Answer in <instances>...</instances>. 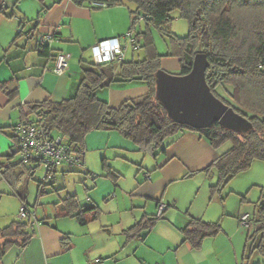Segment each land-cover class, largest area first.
<instances>
[{"label": "crops", "instance_id": "crops-1", "mask_svg": "<svg viewBox=\"0 0 264 264\" xmlns=\"http://www.w3.org/2000/svg\"><path fill=\"white\" fill-rule=\"evenodd\" d=\"M21 2L8 0L5 8L13 3L11 17L21 16L25 20L23 25L12 19L8 21V33H0V163H7L9 156L16 154L14 128L24 120V114L30 113V105L44 100L60 102L73 96L81 81L84 62L94 61L93 46L114 37L122 43L121 37L129 38L132 23L130 8L123 4L92 7L73 0H32L30 4L38 8L37 16L33 17L29 16L28 4ZM2 4L0 22L5 13ZM46 35H54L49 54H43L37 45L38 38ZM58 52L65 53L69 62L62 74L54 71ZM147 91L144 84L114 82L100 89L98 96L112 106H119L127 99L141 98ZM126 142L120 141L119 151L124 156H117L121 157L117 163L106 164V157L102 158V170L88 168L91 142L86 138L84 167L78 170L94 177L92 184L85 187L90 193L83 199L78 191L67 190L65 196L47 202L52 209L49 216L43 217L44 221L30 210L36 219L29 243L24 248L13 246L0 264L264 263V256L256 254L247 263L244 261L248 230L239 228V216L250 210L241 203L228 213L227 206L221 207L225 189L217 196H212L211 187L207 189L217 182V171L205 169L222 149H214L198 132L190 130L168 138L166 148L155 154L141 153L136 145ZM130 151L135 154L130 155ZM76 170L65 165L62 172L78 174ZM0 184L8 193L11 191L1 171ZM69 195L77 197L80 207H98V218L81 224L75 216L68 215L63 200ZM161 204L166 208L158 215ZM156 216L160 217L148 231L131 238L127 235V230L137 223ZM191 217L219 221L221 230L193 248L184 240L183 231ZM64 239L69 242L67 248Z\"/></svg>", "mask_w": 264, "mask_h": 264}, {"label": "trees", "instance_id": "trees-1", "mask_svg": "<svg viewBox=\"0 0 264 264\" xmlns=\"http://www.w3.org/2000/svg\"><path fill=\"white\" fill-rule=\"evenodd\" d=\"M73 1L92 7H97L94 3L127 5L132 16L130 32L135 48L142 46L143 36L147 54L141 59L127 60L123 57L101 63L84 62L81 81L73 96L60 102L44 100L30 105V113L24 114L21 124L26 121L41 122L49 133L56 131L58 135L65 136L82 165L86 135L91 130L119 131L133 140L141 151L152 154L164 150L168 138L188 130L198 132L216 150H221L230 142L231 146L220 152L212 165L205 169L206 172L217 171V182L210 186L212 196L221 195L228 183L238 173L250 168L255 160L264 161V0ZM175 9L189 22V34L185 37L169 31L173 19L170 13ZM140 20H144L147 27L155 25L170 38L173 49L168 54L178 57L181 66L179 74L190 72L195 55L205 53L210 62L206 79L211 90L221 98L217 93L220 86L229 100L221 99L247 116L252 127L245 133H238L214 122L205 128L194 129L171 119L156 94V73L161 68L163 55L156 51L148 30H137ZM20 22L23 25L25 20L20 19ZM21 33L22 27L19 35ZM37 45L43 54L51 52L50 43H43L41 38H38ZM114 82L144 84L148 91L141 98L127 99L119 106H112L98 96V91ZM19 137L18 127H15V143L19 142ZM14 156L10 155L7 163H0V171L12 187L8 194L17 195L22 201L21 207L25 206L30 211L27 203L28 178L33 176L42 158L34 156L26 162L22 158L12 160ZM57 168L47 169L45 179L40 182V196L46 192L44 183L55 175ZM63 202L68 215L75 216L81 224L99 216L98 207H80L75 195H69ZM245 213H250L244 256L247 263L254 254L264 256V190L253 212ZM158 217L137 223L127 230V235L131 238L148 231ZM35 219L36 215L35 218L13 220L0 227V260L13 246H27L34 234ZM220 230L219 221L208 222L191 217L183 228L184 240L190 242L193 248H198L205 237L214 236ZM63 245L68 247L67 239L63 240Z\"/></svg>", "mask_w": 264, "mask_h": 264}, {"label": "rangeland", "instance_id": "rangeland-1", "mask_svg": "<svg viewBox=\"0 0 264 264\" xmlns=\"http://www.w3.org/2000/svg\"><path fill=\"white\" fill-rule=\"evenodd\" d=\"M13 1L14 0H11V2ZM30 1L32 0H22V2L24 4H28L30 8L31 15L29 16H33V17L37 16L38 8L36 9L34 6H32L30 4ZM0 2L1 3L3 2L2 6L5 9V13H2L1 16L2 22H0V33L1 32L8 33L10 29V22L8 21L14 19L15 21L17 20L19 22L21 16L14 15V18L13 16L11 17L13 3L9 5V8H5L8 0H0ZM21 3H19V5H21ZM18 9L20 10V7ZM16 13H18L17 9H16ZM170 15L172 16L173 19L168 27L169 31L172 34L177 35L179 37L187 36L189 34L188 20L185 17L181 16V13L178 9L173 10L170 13ZM136 28L138 31L139 30L149 31L150 36L153 39V42L156 46L157 49L156 51H158L159 54L163 55L161 61V68L162 69L166 68L167 71L172 72L174 74H178L181 68L179 59L176 56H172L168 54L173 49L171 47L170 38L167 35H163L160 32V30L153 24H150V26L147 27L144 20L138 21ZM121 38H122V45L124 47L123 54H126L125 56L127 57V60L141 59L145 57L147 53H146V48L143 47V44L145 43V39L143 36H141V42H140L142 46L138 48H135L133 41H131L129 38H127L126 40L125 37H121ZM92 60H94L93 57ZM221 89L222 88L218 86L217 93L221 96V98L228 101L229 100L228 96ZM99 96L100 98H102L100 94ZM111 133H115V134H111ZM52 134L58 135L56 131H53ZM86 138L87 141L91 142L89 143L91 149H88L87 151V159L89 166L88 168L94 167L97 169L98 168L102 169L103 157H106V159L104 160L106 164H110V163L114 164L115 162L117 163L118 158H121L117 156H124L119 151L120 141L122 142L128 141L126 143H132L137 146V144L133 140L125 137L119 131H113V130H102V129L91 130L86 135ZM230 146L231 143L228 142L222 147V150L224 151ZM104 151H106L107 153H104ZM140 152L144 153V151H140ZM123 153L126 154L127 151ZM132 154L135 153L130 151V155ZM13 158L16 161L20 160L21 154L18 152L15 154ZM65 165L68 164H62L61 169L58 170V172H56L55 175L53 174V176L47 179V181L44 183L43 186L47 190V193H44L41 196L39 195V187L41 185L40 182H42L47 175V165L45 164V162H42L35 169L33 176L28 178L27 201L29 204V209L31 210L32 213L37 212L38 218H43L46 215L49 216V212L52 209V206L46 204L47 202L60 199L62 196H65L68 191H73V190L75 192L78 191L80 197H82L83 199L86 198L88 193H90V190H87V188L85 187L90 186L92 184L94 177L93 176L87 177L85 173H82V170H78L83 168L84 165L76 166L79 167L76 168L78 174L71 172H66V173L62 172V169L65 168ZM84 178L85 180L81 182L82 181L81 179ZM215 181H217V176H215ZM1 185L2 184H0V225L2 227L6 226L14 219L28 220V218H21L20 216V208L22 205L20 198L17 195L8 194V191L6 189H3ZM66 185L67 188H65ZM209 188L210 186L207 187L208 190ZM263 190H264V161L255 160L253 164L250 166V168L238 173L228 183V185L226 186L223 192V196H225L224 197L225 199L224 201H222L221 207L222 209H224V207L227 206L228 213L229 212L231 213L232 211H235L241 203H243L250 210V212H253V209L255 208V204L259 200ZM2 198H3V202H1ZM38 198L40 201H38ZM243 200L244 202H241ZM239 228L245 232L248 230L247 227H245L240 223H239ZM249 230L250 232L253 231L252 228Z\"/></svg>", "mask_w": 264, "mask_h": 264}, {"label": "water", "instance_id": "water-1", "mask_svg": "<svg viewBox=\"0 0 264 264\" xmlns=\"http://www.w3.org/2000/svg\"><path fill=\"white\" fill-rule=\"evenodd\" d=\"M210 65L205 53L195 55L192 68L186 74H174L160 68L156 73V94L171 119L194 129L219 122L227 129L245 133L251 120L238 113L210 88L206 71Z\"/></svg>", "mask_w": 264, "mask_h": 264}, {"label": "built area", "instance_id": "built-area-1", "mask_svg": "<svg viewBox=\"0 0 264 264\" xmlns=\"http://www.w3.org/2000/svg\"><path fill=\"white\" fill-rule=\"evenodd\" d=\"M97 7H107L106 3H94ZM128 36L133 41V34L130 32ZM43 43H50L52 35L40 37ZM93 56L96 63H101L115 58L122 59L123 45L120 38L114 37L100 41L93 46ZM69 62L67 56L63 52H58L55 56L54 71L62 74L67 71ZM18 133L20 134L19 142L16 143L15 152L21 154V158L28 162L32 157H41L45 162L47 169L56 168L62 164L70 166H81L78 154L71 150L67 142V138L63 135H53L48 132L43 123H33L26 121L20 124ZM166 205L161 204L158 208V215H161ZM20 216L28 218L35 215L27 210L25 206L20 209ZM240 222L245 227H250V213H243L240 216Z\"/></svg>", "mask_w": 264, "mask_h": 264}]
</instances>
